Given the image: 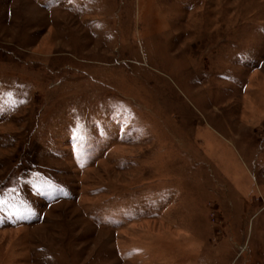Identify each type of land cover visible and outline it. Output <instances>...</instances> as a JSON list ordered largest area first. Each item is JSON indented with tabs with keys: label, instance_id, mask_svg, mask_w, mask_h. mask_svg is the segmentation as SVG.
I'll return each mask as SVG.
<instances>
[{
	"label": "rangeland",
	"instance_id": "obj_1",
	"mask_svg": "<svg viewBox=\"0 0 264 264\" xmlns=\"http://www.w3.org/2000/svg\"><path fill=\"white\" fill-rule=\"evenodd\" d=\"M0 264H264V0H0Z\"/></svg>",
	"mask_w": 264,
	"mask_h": 264
},
{
	"label": "snow or ice",
	"instance_id": "obj_2",
	"mask_svg": "<svg viewBox=\"0 0 264 264\" xmlns=\"http://www.w3.org/2000/svg\"><path fill=\"white\" fill-rule=\"evenodd\" d=\"M3 203H4V201L0 200V204H3Z\"/></svg>",
	"mask_w": 264,
	"mask_h": 264
}]
</instances>
